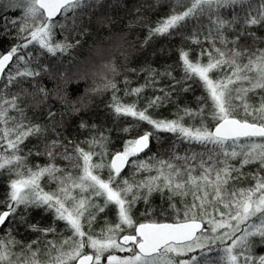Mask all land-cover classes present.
Segmentation results:
<instances>
[{"label":"snow or ice","instance_id":"6c2138e0","mask_svg":"<svg viewBox=\"0 0 264 264\" xmlns=\"http://www.w3.org/2000/svg\"><path fill=\"white\" fill-rule=\"evenodd\" d=\"M119 6L0 0V264H264V0H142L116 31ZM161 37L174 63L131 66Z\"/></svg>","mask_w":264,"mask_h":264},{"label":"trees","instance_id":"16d2710c","mask_svg":"<svg viewBox=\"0 0 264 264\" xmlns=\"http://www.w3.org/2000/svg\"><path fill=\"white\" fill-rule=\"evenodd\" d=\"M142 2V0H119V7H117L114 11V15H116L118 18H120V23H118L115 26L116 31H121L124 28V22L127 19V12L129 9H131L134 5L137 3ZM151 2L155 3V0H151ZM171 2V0H160V7H158L155 11L150 12V18L152 21H156L158 18L163 17L167 12V4ZM5 15L10 17H16L20 15L19 10L17 11H0V23L4 22ZM107 33L100 31V32H94L92 37H89L86 39L85 44L82 48L78 51L79 58H83L88 55V45L91 44L93 39H99L104 36H106ZM146 30H140L139 32L135 33L133 37L135 38L139 37L141 40L144 36H146ZM12 36H14V33L12 35H6L3 32H0V52L6 51L11 45H12ZM178 47V44L174 40H167L164 38H158L154 41L151 47H148L144 50H140L139 47H137L135 50L132 51V55L130 57L131 59V66L133 67H139L143 64L150 63L154 67H161L166 64H172L175 62L177 58V53L175 49ZM71 57L65 58L63 64L65 67L69 69V74L75 72L76 69L74 65L70 64L69 61L71 60ZM47 86L49 88H52L53 85L49 81H45ZM91 81H88V85H90ZM85 83L81 82L80 84H72L69 87V92L71 93V99L77 100L83 98V101L85 103H88V94L86 93L85 89L88 86ZM195 93L189 92L186 94V102L189 103L192 107H195V97L200 94V90L198 87H196ZM109 98L108 94H106L103 99L99 97H92V103L89 105V110L86 112H82L81 115L84 116L85 119H92V120H101L105 118L104 114V101H107ZM56 106L59 107V103H56ZM174 111V109L172 110ZM162 116H170V110L169 109H163L160 113ZM78 117L73 118L71 121V125L74 128L76 123L78 122ZM70 131L72 128L69 129ZM174 139L172 137H168L163 141L164 147H167L168 144L171 142V140ZM185 146L181 145L180 151L183 152ZM153 150L156 151L157 146H153ZM4 185L2 182V178H0V194L3 193ZM2 198V197H0ZM157 203L159 201L157 200ZM31 219L33 222H39L41 225L46 224L47 220L44 217V215L40 211H34L32 213ZM258 254H264V247H260L257 250Z\"/></svg>","mask_w":264,"mask_h":264},{"label":"rangeland","instance_id":"374dc122","mask_svg":"<svg viewBox=\"0 0 264 264\" xmlns=\"http://www.w3.org/2000/svg\"><path fill=\"white\" fill-rule=\"evenodd\" d=\"M258 249H259V248H258ZM258 249H257V250H258Z\"/></svg>","mask_w":264,"mask_h":264}]
</instances>
